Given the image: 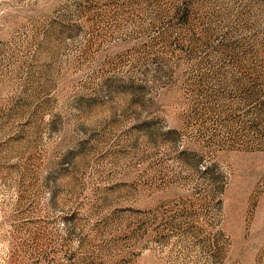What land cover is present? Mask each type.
I'll list each match as a JSON object with an SVG mask.
<instances>
[{
	"label": "rangeland",
	"instance_id": "1",
	"mask_svg": "<svg viewBox=\"0 0 264 264\" xmlns=\"http://www.w3.org/2000/svg\"><path fill=\"white\" fill-rule=\"evenodd\" d=\"M0 264H264V0H0Z\"/></svg>",
	"mask_w": 264,
	"mask_h": 264
}]
</instances>
